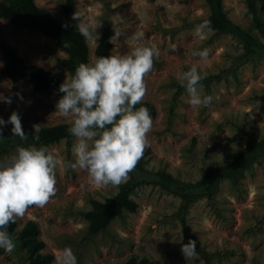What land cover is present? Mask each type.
<instances>
[{"label":"rangeland","instance_id":"374dc122","mask_svg":"<svg viewBox=\"0 0 264 264\" xmlns=\"http://www.w3.org/2000/svg\"><path fill=\"white\" fill-rule=\"evenodd\" d=\"M34 1L64 20V0ZM221 3L229 21L264 45V0ZM74 4L75 11L82 13L81 20L90 27L101 26L96 29L100 36L97 45L105 21L110 40L115 31L122 33L111 40L110 54H127L138 44L155 45L159 51L145 77L147 93L142 101L151 103L156 111L151 115L149 146L140 159L145 168L195 182L210 168L230 164L239 156L244 147L242 130L264 137V50L248 54L238 37L214 29L196 37V25L211 15L207 0H74ZM136 32L144 33L138 42L130 40ZM1 40L16 47L26 64L40 66L62 82L71 76L60 64L66 53L51 37L0 18ZM85 41L87 63H91L97 58V45ZM204 48L210 50L207 61L193 57L194 50ZM192 66L205 75L202 93L213 96L211 106L191 107L176 78L178 72ZM1 69L0 94L9 97L11 104L0 101V118L7 121L16 111L24 132L31 133L33 124H40V130L70 124L55 112V94L36 91L27 81L12 82ZM9 125L3 127V133ZM73 142L74 138H63L45 146L60 161L74 163ZM30 145L15 141L0 146V160L13 155L17 146ZM56 180V195L46 206H33L16 220V229L28 220L35 221L44 251L54 257L58 249L70 247L78 264H123L130 256L146 257L154 264H192L180 251L181 243L192 235L206 254L204 258L197 251L193 264H264V155L252 159L233 177L220 179L212 199L200 196L185 204L158 184L140 183L130 194L138 204L137 211L123 212L97 233H90L84 213L91 210L92 200H106L122 184L97 188L84 170L66 169L62 164L57 167ZM13 240V252L0 249V264H28L29 256L19 240Z\"/></svg>","mask_w":264,"mask_h":264},{"label":"clouds","instance_id":"9594fccd","mask_svg":"<svg viewBox=\"0 0 264 264\" xmlns=\"http://www.w3.org/2000/svg\"><path fill=\"white\" fill-rule=\"evenodd\" d=\"M81 16L79 11L72 15L74 21H79L80 35L97 45L100 36L96 29L101 26L90 27ZM211 31V22L204 21L196 25L194 35L199 38ZM121 35L117 30L111 40ZM143 37V32H136L130 40L138 42ZM192 55L207 61L210 50H194ZM158 56L155 45L138 44L127 54H110L97 57L91 63H80L74 74L65 78L59 86L61 95L55 112L70 121L68 132L74 137L71 151L75 162L60 161L45 145L17 146L13 155L0 160V249L13 252L16 243L8 226L23 218L31 207L43 208L56 195L58 165L84 170L89 182L97 188L118 187L127 182L149 146L148 133L153 119L147 107L137 105L142 104L147 93L145 77L154 66V57ZM176 78L185 88L191 107L211 106L213 96L202 93L205 75L196 66L178 72ZM0 101L11 104V99L2 94ZM7 124L12 125L13 137L28 140L16 111L7 121L0 118V140L4 139L3 127ZM31 127L32 136L38 141L41 125ZM180 251L193 264L198 257L197 241L189 239L181 243ZM54 264H78V261L72 249L64 247L57 250Z\"/></svg>","mask_w":264,"mask_h":264},{"label":"trees","instance_id":"16d2710c","mask_svg":"<svg viewBox=\"0 0 264 264\" xmlns=\"http://www.w3.org/2000/svg\"><path fill=\"white\" fill-rule=\"evenodd\" d=\"M207 1L211 6V15L205 21L211 22L212 29L238 37L243 42L248 54L264 50L262 43L226 18L222 11L221 0ZM61 12L63 21L58 20L47 9L37 6L34 0H0V18L9 21L16 27L36 30L51 37L58 48L67 55L66 58L60 60V64L70 72V75H73L75 68L80 63L88 62V46L85 38L78 31V21L72 19L75 12L74 0H64ZM62 25H67V27H62ZM110 32L109 23L105 21L102 25L101 40L95 50L96 57L110 55L112 48ZM0 51L3 59L1 69L3 75L12 82L27 81L33 85L36 91L53 93L58 99L60 98L59 86L63 82L59 77L40 66L26 64L16 47L5 40L0 41ZM140 106L147 107L150 114L155 115L156 111L151 103L142 102L137 105V107ZM69 127L70 124H61L42 129L37 134L38 141L32 136L33 133L25 132L29 138L27 141H21L19 137H13L12 126L9 125L3 133L4 139L0 140V146L9 145L15 141L33 144L37 147L57 142L63 138L71 141L74 137L69 134ZM242 132L244 147L239 156L230 164L210 168L201 179L195 182L178 180L165 171L148 170L140 160L130 173L127 182L120 186L116 194L104 201H91V210L84 213L85 219L89 222L90 233L104 230L115 217L123 212H136L138 204L130 197V194L134 187L140 183L158 184L163 189L179 196L185 204L191 203L200 196L212 199L220 179L233 177L242 171L252 159L264 155V137L256 138L245 130ZM2 153L3 150L0 148V156ZM16 226L17 221L9 225L7 230L13 239L19 240L22 250L29 256L28 264H51L54 262V255L44 251L45 243L39 237L40 231L35 221H26L20 229H16ZM189 239L195 240L192 235H188L186 243ZM197 251L206 258V254L200 250L198 242ZM123 264L154 263L146 257L130 256Z\"/></svg>","mask_w":264,"mask_h":264}]
</instances>
